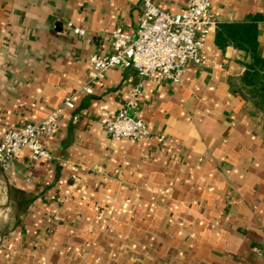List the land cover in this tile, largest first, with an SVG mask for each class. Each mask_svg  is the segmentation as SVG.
I'll return each instance as SVG.
<instances>
[{
	"label": "crops",
	"instance_id": "1",
	"mask_svg": "<svg viewBox=\"0 0 264 264\" xmlns=\"http://www.w3.org/2000/svg\"><path fill=\"white\" fill-rule=\"evenodd\" d=\"M143 9L144 0H0V133L43 120L68 96L75 103L42 138L50 159L25 151L0 168V264H264V110L232 88L250 53L215 42L221 23L261 16L264 57V0H212L219 23L206 60L180 83L133 68L92 79L89 56L111 51L117 27L134 34ZM140 81L150 136L112 139L105 123Z\"/></svg>",
	"mask_w": 264,
	"mask_h": 264
},
{
	"label": "built area",
	"instance_id": "2",
	"mask_svg": "<svg viewBox=\"0 0 264 264\" xmlns=\"http://www.w3.org/2000/svg\"><path fill=\"white\" fill-rule=\"evenodd\" d=\"M188 3L185 11L173 13L157 6L154 0H144L136 32L129 34L117 27L111 33V51L89 56L91 78L99 79L111 68H133L141 79L180 83L190 64L206 60L204 41L219 23L217 15L211 12L212 0H188ZM73 31L85 33L79 27ZM142 88V81L133 86L117 114L106 121L105 130L112 139L141 141L150 136L146 122L138 116ZM84 90L93 92L91 85ZM63 108L75 109L72 96L43 120L0 133V168H6L25 151L34 160L50 159L52 155L42 138L51 136L58 128L65 117Z\"/></svg>",
	"mask_w": 264,
	"mask_h": 264
},
{
	"label": "trees",
	"instance_id": "3",
	"mask_svg": "<svg viewBox=\"0 0 264 264\" xmlns=\"http://www.w3.org/2000/svg\"><path fill=\"white\" fill-rule=\"evenodd\" d=\"M259 19L261 16H251L244 22L221 23L215 42L222 48L234 46L250 53L244 75L237 83L232 82V88L264 110V57L257 53Z\"/></svg>",
	"mask_w": 264,
	"mask_h": 264
}]
</instances>
